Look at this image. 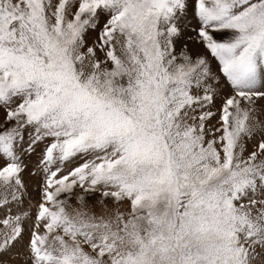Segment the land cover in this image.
<instances>
[{
  "label": "snow or ice",
  "instance_id": "obj_1",
  "mask_svg": "<svg viewBox=\"0 0 264 264\" xmlns=\"http://www.w3.org/2000/svg\"><path fill=\"white\" fill-rule=\"evenodd\" d=\"M0 264H264V0H0Z\"/></svg>",
  "mask_w": 264,
  "mask_h": 264
},
{
  "label": "rangeland",
  "instance_id": "obj_2",
  "mask_svg": "<svg viewBox=\"0 0 264 264\" xmlns=\"http://www.w3.org/2000/svg\"><path fill=\"white\" fill-rule=\"evenodd\" d=\"M225 38H227V37H225Z\"/></svg>",
  "mask_w": 264,
  "mask_h": 264
}]
</instances>
